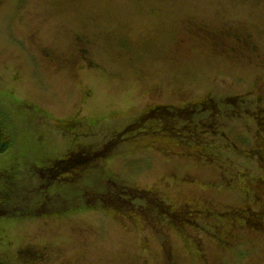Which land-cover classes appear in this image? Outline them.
I'll return each instance as SVG.
<instances>
[{
  "label": "rangeland",
  "instance_id": "obj_1",
  "mask_svg": "<svg viewBox=\"0 0 264 264\" xmlns=\"http://www.w3.org/2000/svg\"><path fill=\"white\" fill-rule=\"evenodd\" d=\"M229 33L251 34L255 49L211 53L216 34L236 43ZM77 36L91 40L85 60L77 51ZM263 83L264 0H0V107L12 120L15 138L0 154V166L15 163L20 171L16 179H26L22 158L41 151L33 147L41 132L37 127L45 120L26 119L34 133L17 122L16 112L51 115L49 127L56 118L74 116L86 125L76 143L93 151L146 107H192L208 97L224 109L225 94L240 95V104L252 106L264 93ZM159 110L97 156L99 168L89 166L81 174L83 179L89 174L101 193L113 186L104 179L129 192L148 189L160 197L158 210L148 209L142 197L135 200L138 210L131 201L122 213L108 197L101 208H92L97 206L86 202L89 195H82L69 198L67 207L53 200L47 210L19 213L35 204L34 193L24 197V190L13 187L7 197L19 193L18 200H0V206L11 209L0 215V236L9 241H0V256L4 249L15 252L35 244L47 250L37 264H264V231H228L230 223L216 214L243 202L240 186H251L232 177H264L261 167L245 164L254 161L240 151L254 145L260 136L252 131L264 119L233 117L231 111L208 116L200 107L187 118L172 107ZM162 118H171V126L146 131ZM203 122L216 124L217 132ZM51 133L61 140L46 142L50 153L74 143L58 129ZM81 171L72 168L68 175ZM5 179L0 173V188ZM26 186L40 189L36 182ZM183 204L211 213L172 211Z\"/></svg>",
  "mask_w": 264,
  "mask_h": 264
},
{
  "label": "trees",
  "instance_id": "obj_2",
  "mask_svg": "<svg viewBox=\"0 0 264 264\" xmlns=\"http://www.w3.org/2000/svg\"><path fill=\"white\" fill-rule=\"evenodd\" d=\"M23 105L25 107H32V104L27 103V102H23ZM168 107H172L174 108L175 111L179 113H183V116L185 118H187V115H188L187 113L190 112V110H187L186 105L180 106V107H175L173 105H168V106L163 105L160 107L155 106L153 108L148 107L147 109L144 108V111H146L147 113H150V117H151L153 116L152 115L153 113L156 114L157 112H162L161 110H159L160 108L167 110ZM6 112L2 107H0V154L10 149L14 145V141H15L14 133L12 129V120L10 119V117L8 116ZM33 112H34V117H29L28 115L23 114L21 112H16L19 114L18 116L19 118H17V122L28 125L30 127V130L34 133H35L36 128L31 127L30 126L31 122L26 119H30L33 121H39L41 120V118H45V120H42L43 124L45 122L46 125L49 126L46 120L51 115L42 114L38 110L33 111ZM144 118L145 117L141 119L143 120ZM171 123H172L171 118H168V119L162 118V122H160V125L152 126L146 131L154 133L156 130H159L157 126L161 128H168L171 126ZM197 125L199 124L197 123ZM203 126H206V125H203ZM50 127L60 128L66 131L64 132V134H62L60 130H58V133L60 135H64L65 139H68L74 142L71 145V148L69 147L70 149L69 153H72L74 151L73 147L75 145L79 146L80 153L73 154L69 157H66L62 161H58L57 157L61 156L63 152L67 151L66 148L61 149V153L59 154L50 153L49 150L51 149L46 145V142H48V140L45 138L46 129L43 128L42 126L37 127L41 132L39 131L36 132L37 139L35 140V147H33V150L40 149L41 151L38 154H35V155L29 154L27 155L28 156L27 158H24V157L22 158L23 159L22 161L25 165L26 172H21V173L25 174L26 179L20 180V179L15 178V176H18L20 174V171L17 170V165L15 163L12 164L11 168L8 167L10 165L8 163L3 166H0V173L3 175L5 174L7 176V179L4 180L3 186L0 188V200L14 199L12 197L11 198L7 197L8 194L6 193V191L8 193L10 192L8 191V189L12 190L14 187V188L21 189L19 193L22 190H24L25 193L23 194V196L30 191L34 193L35 204H33V206L29 209L22 208V210L19 213L32 214L34 211L40 212L43 209L47 210L48 208H46L45 206H47L53 200H55L56 203L59 204L61 207H67V200L69 198L76 199L75 197H78V198L80 197V199H82L83 197L82 195H89L86 198V202L88 203L90 202L91 206H97V207H92V208H101L104 205L106 198L108 197V198H113L114 203H115L114 206L119 207L120 210H122V213H124L125 212L124 210L127 208L128 205H130L131 201H133V205L135 206L136 209L137 208L140 209L138 204L135 205V200L142 197L148 209L153 207L155 210H158L157 205L160 204L158 202L160 197L157 195H154L148 189H139V188L134 187L135 190L129 192L126 187H123L124 185H121L112 179L110 180L104 179L103 182L105 185L109 184L110 182L113 186H111L110 189L106 190L105 193H101L102 191L97 190L96 186L91 184L92 179H91V176H89V174L85 173L84 174L85 179L82 178L81 174L84 171L89 170V166L90 168H93L95 170L100 167L96 158L97 156L101 155L98 149H101L104 144L102 143L96 150H93V151L92 150L85 151V149H82L79 143H76L78 138H80L83 134H86L83 130V128H86V125L81 124V121L75 119L74 116L73 117L69 116L65 118H56L55 122ZM207 127L211 129L210 130L211 132H213L212 127H209V126ZM70 129L77 130L78 134L74 135L73 137L72 133H69ZM53 130L55 129H51V131ZM53 135H56V133H54ZM112 137H113V133H112V136L109 138H112ZM117 142L118 140L115 141V144H117ZM43 167H48V169L42 170ZM36 168L38 169V171L35 170ZM72 168H78V170H82V171L79 173V175L78 174L68 175V173L71 171ZM51 170L55 172L54 175L50 174ZM38 174H40L44 179L43 178L41 179V177ZM59 174H64V178L58 179L57 178L58 176L56 175H59ZM95 175L96 173H94L93 177ZM72 178L80 179V182L75 183L72 181ZM35 182L39 185L40 187L39 190L35 191L34 186H30V187L26 186V184L34 185ZM53 183L58 184L55 187L56 192H53L55 188L51 189L52 191L49 190L50 185H52ZM46 190H48L49 192H46ZM39 191H41V194L38 193ZM146 191H149L150 194H147ZM19 193L16 195L14 200H18ZM86 202L84 201V203ZM39 206H42L43 208L39 209L38 208ZM48 207L50 209H54V208L59 209L57 208V206H48ZM10 210L11 209H8L5 213H8ZM24 226L26 225L24 224ZM31 247H37V246L35 244L24 245L22 247H18L15 252L9 249L8 250L4 249L5 251H3L4 252L3 256H0V264H6V263L8 264H37L39 263L38 260L36 261V263L28 262V259L31 255V251H29ZM39 249L44 254L43 255V260H44L47 255V250L45 249V247H41ZM13 254H16L15 257H13Z\"/></svg>",
  "mask_w": 264,
  "mask_h": 264
},
{
  "label": "flooded vegetation",
  "instance_id": "obj_3",
  "mask_svg": "<svg viewBox=\"0 0 264 264\" xmlns=\"http://www.w3.org/2000/svg\"><path fill=\"white\" fill-rule=\"evenodd\" d=\"M231 35L235 36V40L236 43L234 45H231L230 43V38L227 35H215V39L214 41L212 40V45H211V53L213 54H217V53H224V54H228L231 55L236 48H238L237 50L241 51L243 50L244 53H246L247 51L252 52L256 45L254 44V41L252 40L251 34L246 33V34H238V33H229ZM205 37L208 39L211 38L210 35H205ZM91 40L85 38V37H81V36H77L76 37V43L78 44L77 47V51L80 52V54H82L81 58L83 60H85L84 58L86 57L85 53L88 49V46L91 44L90 42ZM264 89V83H263V88ZM264 92V90H263ZM242 96L240 95H224L221 97V100L224 99V101H226V108L224 106V109H221L220 107L221 102L217 103L215 100H211L208 97H204L203 99L197 100L196 102H193V106L191 107V104H187V110H190L189 113H187L188 115L192 112L195 111V109L197 107H200L202 111H208L207 113L208 116L213 115L214 117H217V115H222L224 113H226L227 111H231L233 112L232 116L233 117H243V115L245 117H248L250 119H257L258 118H262L264 119V107L260 104V102H264V93L259 95L258 97L255 98L254 100V104L251 105H247L246 102L240 104V100H241ZM249 101V100H248ZM164 104H154L149 106V108H153V107H160L163 106ZM148 107H146L147 109ZM142 115H138L137 117H135L131 122L127 123L126 125H124L123 127H121L120 129H118L115 133H113V137L112 138H108L106 139V142L103 143V147L101 149H98L100 151V154H104L105 151L107 149H109V147L111 145H113V143L116 141V138L118 137V139L122 138L125 134H128L131 131H134V129L136 127H139L140 124L142 122L145 121L146 117H150V113H147L146 111H143L141 113ZM203 114V113H201ZM145 117L143 120L141 118ZM244 117V118H245ZM254 121V120H253ZM261 125L257 126L256 128L253 129L252 131V135L256 136H260L257 141L254 142V145L249 146V147H245V150H240V151H245L246 152V159L248 160H252L254 161V164H249V163H245L248 164L250 166H255V167H261L262 171L264 172V135H262V131L264 130V120L262 122H260ZM203 125L212 127V131L213 132H217L218 130V126L216 124H210V123H206L203 122ZM43 128L46 129V139L48 141H54L56 139L61 140L60 137H56V135H53L51 133V129H58L60 130V132L62 134H64V130L60 129V128H53V127H49L46 125V123L44 122V124L42 125ZM79 129V128H78ZM69 133H72L73 137L74 135L78 134L77 130L74 129H70ZM248 133V130L245 128L244 129V136L246 137ZM55 142V141H54ZM40 147V146H39ZM57 146L53 147L56 148ZM71 148V147H70ZM74 151L72 153H69V147L66 148L67 151L63 152L61 154V156L57 157L58 161H62L64 160L66 157H69L73 154H79V146L75 145L74 147ZM251 148V149H250ZM237 149V148H236ZM239 150V149H238ZM247 151H251V152H247ZM248 156H251V158H249ZM260 160V166H257L258 161ZM251 161V162H252ZM40 167V166H38ZM40 169V168H39ZM48 169V167H43L42 170ZM36 171H38V169H35ZM41 170V169H40ZM252 175H244V177H241L240 174L235 175L234 177H232L233 180H235L236 178V182L238 183V181H240V178L243 180V184L245 185L246 182L247 183H251L250 187H246L244 188V186H240V188L243 191V198L244 201L241 203H237L235 205H230L228 204V209L225 210H217L216 214L218 215V218H220L222 221H228L231 225L230 229L228 231H234V229L236 228H242L245 230H250V231H264V177H259L256 176L254 178H252ZM230 182V180H228V183ZM233 185H231L230 187H232ZM249 202H251V204H249ZM252 203H254V207H252ZM184 208H187L192 214H199L202 212V214L204 216H208L210 215L211 211L210 210H200L198 208L195 207H190L187 204H183V206H181L178 210H172V209H168L165 211V214H167V211L172 210V211H176L178 213L183 212ZM7 211L6 208L0 206V215L4 214ZM163 213V212H162ZM174 213V212H173ZM170 219V218H169ZM187 221L192 222L193 219L192 218H185ZM178 221L180 222V219H178ZM231 235V234H229ZM5 235L0 236V241L8 244L9 241L4 239ZM226 241V240H225ZM228 242V241H226ZM31 251V255L28 259V262L31 263H36V261L38 260L39 262L41 260H43V253L40 251L39 248L37 247H31V249L29 250ZM8 264V263H6Z\"/></svg>",
  "mask_w": 264,
  "mask_h": 264
}]
</instances>
